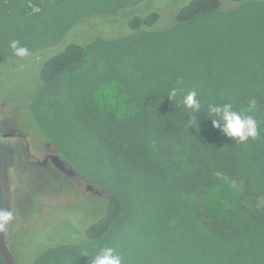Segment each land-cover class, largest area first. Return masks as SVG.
<instances>
[{
  "label": "trees",
  "instance_id": "obj_1",
  "mask_svg": "<svg viewBox=\"0 0 264 264\" xmlns=\"http://www.w3.org/2000/svg\"><path fill=\"white\" fill-rule=\"evenodd\" d=\"M28 1L0 4L9 20H33L26 12ZM147 2L121 0L117 8L100 9L104 15L132 13L127 19L131 33L102 38L109 44L132 46L131 37L147 35L142 40L150 55L133 60L135 72L119 83L129 97L100 99L92 89L98 85L86 81L88 90L75 107L76 116L119 166L120 183L108 193L104 215L89 225L81 243H47L31 264H91L106 247L121 255L123 264H141L134 262L129 236L144 186L153 195L149 203L156 209L160 205L163 225H168V212L178 214L172 228L163 231L164 240L150 250L157 258L151 264H264V0H230L227 7L222 0H181L172 7L173 24L163 29H154L162 12ZM89 17L91 12L74 22ZM97 39L70 43L49 58L40 73L39 97L63 75L81 69ZM12 41L11 34L6 41L0 38V62L18 57ZM24 43L20 46L29 50L31 42ZM174 88L183 93L170 97ZM192 90L201 103L197 125L182 103ZM225 103L256 119V138L241 143L213 126L208 105ZM7 138L3 145L12 168L18 150ZM3 169L0 152V208L5 209ZM0 264H6L1 241Z\"/></svg>",
  "mask_w": 264,
  "mask_h": 264
},
{
  "label": "rangeland",
  "instance_id": "obj_2",
  "mask_svg": "<svg viewBox=\"0 0 264 264\" xmlns=\"http://www.w3.org/2000/svg\"><path fill=\"white\" fill-rule=\"evenodd\" d=\"M180 1L147 2L154 5V10L162 12L154 29L173 24L172 7ZM94 2L28 1L26 12L33 20L20 21L9 20L0 4V38L6 41L11 34L20 45L31 42L27 56L6 57L0 62V130L14 133L7 141L18 150L11 168L13 219L8 229L9 245L17 264H31L47 243H81L89 225L104 215L108 193L120 183L119 166L76 116L75 107L77 99L88 90L86 81L93 83L92 86L98 85L92 89L100 99L105 96L121 101L128 98L129 92L119 83L122 77L135 72L131 68L132 61L142 58V54L150 55V51L147 50L148 42L142 40L146 33L131 37L133 47L126 42L111 45L102 39L131 33L127 19L132 13L122 11L116 16L104 15L100 9L117 8L121 0L101 2L99 6ZM222 3L225 7L231 4L230 0H222ZM87 12H91V17L74 22ZM89 22L93 26L89 27ZM29 29H34V33ZM95 39L86 64L63 75L39 97L44 63L70 43L87 45ZM48 154L65 161L75 175L57 171L51 160L47 168L44 167L40 161ZM88 185L101 195L93 196L86 189ZM148 189L144 186L141 191L143 204L139 202L134 220L137 223L129 236L134 244V262L141 264L157 260L150 250L164 240L163 231L172 228L178 220V214L167 211L168 225H163L160 205L156 209L149 203L153 195ZM145 249H149V253H146L148 250L144 253Z\"/></svg>",
  "mask_w": 264,
  "mask_h": 264
},
{
  "label": "clouds",
  "instance_id": "obj_3",
  "mask_svg": "<svg viewBox=\"0 0 264 264\" xmlns=\"http://www.w3.org/2000/svg\"><path fill=\"white\" fill-rule=\"evenodd\" d=\"M10 47L18 57H25L29 54L28 49L20 46L19 41H12ZM178 93H183V90L174 88L169 95L174 98ZM182 103L187 109L191 110L189 114H192V116L189 121L195 122L197 125L196 114L201 112V103L197 99V92L192 90L184 94ZM207 114L215 117V119H212L215 128H219L226 136L238 142H246L249 138H256L259 134L256 119L253 116L244 114L242 111L234 110L231 103L223 105L209 104ZM12 219L13 214L10 210L0 208V232L6 229ZM91 264H123V259L113 248L106 247L94 256Z\"/></svg>",
  "mask_w": 264,
  "mask_h": 264
},
{
  "label": "water",
  "instance_id": "obj_4",
  "mask_svg": "<svg viewBox=\"0 0 264 264\" xmlns=\"http://www.w3.org/2000/svg\"><path fill=\"white\" fill-rule=\"evenodd\" d=\"M9 136H14L13 132H2L0 130V152L3 156L4 159V169H3V188L5 192V200H6V210H10L13 212V189H12V179H11V161L10 157L7 154L4 145H3V138L4 137H9ZM58 158V157H56ZM58 160L62 161L64 164V161L59 159ZM10 223V222H9ZM8 226H6V229L2 232H0V241H1V246L3 250V254L6 259V264H17L15 256L10 248L9 245V240H8Z\"/></svg>",
  "mask_w": 264,
  "mask_h": 264
},
{
  "label": "flooded vegetation",
  "instance_id": "obj_5",
  "mask_svg": "<svg viewBox=\"0 0 264 264\" xmlns=\"http://www.w3.org/2000/svg\"><path fill=\"white\" fill-rule=\"evenodd\" d=\"M52 161L53 164L56 166V170L57 171H61V172H64V173H67L69 175H75V172L69 168V166L66 164V162L64 161V164L62 161L58 160V158H56V156L54 155H51V154H48L42 161H40V163L47 168L46 165H48L49 161ZM87 191H89L93 196L94 195H101V193L95 189L94 187H92L91 185H88L87 186Z\"/></svg>",
  "mask_w": 264,
  "mask_h": 264
}]
</instances>
